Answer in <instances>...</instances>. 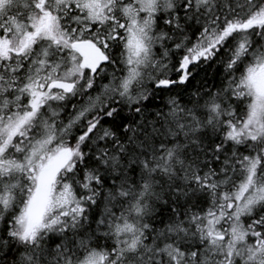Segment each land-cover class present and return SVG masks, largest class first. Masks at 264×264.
<instances>
[{
	"label": "snow or ice",
	"instance_id": "snow-or-ice-1",
	"mask_svg": "<svg viewBox=\"0 0 264 264\" xmlns=\"http://www.w3.org/2000/svg\"><path fill=\"white\" fill-rule=\"evenodd\" d=\"M0 264H264V0H0Z\"/></svg>",
	"mask_w": 264,
	"mask_h": 264
}]
</instances>
